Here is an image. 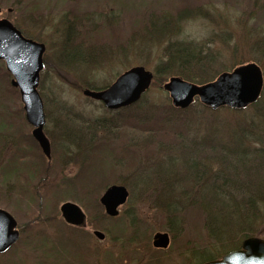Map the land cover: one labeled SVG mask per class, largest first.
<instances>
[{
    "label": "rangeland",
    "instance_id": "374dc122",
    "mask_svg": "<svg viewBox=\"0 0 264 264\" xmlns=\"http://www.w3.org/2000/svg\"><path fill=\"white\" fill-rule=\"evenodd\" d=\"M25 1L0 0V19L9 20L45 47L38 92L45 113L43 132L51 146V157L46 159L50 166V183L45 184L46 190H57L64 185L63 182L67 183L77 176L79 171L81 147L73 144L74 137L66 134L62 137L59 132L63 124H75L73 130L81 127L76 121L67 120L64 110L70 108L80 111L88 120H104L105 123L106 119H115L117 116V110H109L100 100L85 97L83 90L90 85L108 87L121 73L139 65L150 71L153 78L149 88L142 94V101L133 103L128 106L131 107L128 111L121 112L128 120L131 118L129 126L110 130L91 129L94 141L103 140L114 145L117 153L122 151L120 146L128 149L136 147L134 150L139 157L138 163L125 157L114 163L126 169L116 172L108 186L121 184L128 190V199L119 207L116 216L119 220L116 222L109 218L93 223L92 217L86 213V201L82 198L63 193L60 200L56 201L48 193H39L42 178L29 177L25 166L28 160L16 161L17 157L11 155L15 147L9 144L13 139L7 138V144L0 150V161L10 156L9 166L17 168L14 170L18 173L10 172L7 182L0 180V209L14 217L19 236L9 253L0 257V264H150L153 259L155 264H185L187 257L184 255L189 245L198 249L206 247L217 254L219 244L213 243L209 236L204 213H198L186 203L179 204L182 234L172 238L168 217L158 199L162 196L161 191L156 188L163 185V178L168 183L180 181L178 166L181 163L180 167L184 169L182 159L187 156L204 169L205 175L218 172L220 175L229 173L243 178L241 164H238L241 158H250L249 161L256 163L251 170L264 166V160L260 158L264 156V0H29L36 7L34 15L31 4L27 5ZM188 5L192 8L188 11L183 9ZM72 11L76 12L74 22L68 19ZM156 18L165 20L162 35H152L148 39L144 35L146 39L143 38L141 34L147 23ZM75 32L81 33V36L95 32V53L86 55L88 61L84 64L71 65L72 60L63 56L67 50L77 47ZM169 40L187 41L201 46L208 57L207 71L209 76L214 77L212 80L242 63H256L263 77L258 98L259 110L247 107L245 110L233 111L235 109L220 107L213 111L203 106L198 99L191 104L194 109L187 112L175 110L162 85L169 77L179 75H160L155 69L162 58L164 45ZM4 72L7 71L0 60V130L2 126L6 127L8 133L10 126H7L11 125L17 140L23 135L32 136L30 132L33 127L25 119L19 91L10 84V75L9 84L3 81ZM1 118L5 121L2 122ZM142 127H147L145 130L148 132ZM82 130L85 128L82 127ZM61 142L67 144L62 146ZM143 142L147 143L143 145ZM39 151L41 153L40 147ZM147 154L151 157H147ZM54 155L57 159L53 158ZM169 156H174L176 161L170 163ZM106 158L107 152L101 155V161H96L106 166ZM18 165L23 167L19 169ZM185 165L189 166V163ZM158 166L161 171L153 174L156 178H147L156 183L153 189L142 190L135 184V175L144 171L152 174ZM196 170L200 172L199 168ZM19 172L35 187L37 200L20 196L19 186L13 180ZM160 175L163 181L159 180ZM182 176L187 178L188 172ZM98 178L101 177L94 180ZM104 190L96 195L98 202ZM29 193L32 195L33 192L30 190ZM254 195L258 196L255 198L261 214L251 236L264 239V191L258 189ZM66 201L76 203L86 215V225L79 227L81 233L78 232L77 236L80 237L75 235L72 242L66 238L74 236V229L65 226L68 224L59 210ZM56 212L60 221L53 223H58L57 226L47 223L44 217L54 216ZM119 222L124 233L118 239V227L115 224ZM133 223L136 226H131ZM94 230L103 232L104 238L99 240L93 234ZM137 231L140 235L134 240L127 238ZM157 232L168 234L167 247L158 249L152 245L151 240ZM227 232L230 233L225 242L227 248L239 242L242 244L245 239L240 238V233H236L235 229Z\"/></svg>",
    "mask_w": 264,
    "mask_h": 264
},
{
    "label": "trees",
    "instance_id": "16d2710c",
    "mask_svg": "<svg viewBox=\"0 0 264 264\" xmlns=\"http://www.w3.org/2000/svg\"><path fill=\"white\" fill-rule=\"evenodd\" d=\"M27 2V5L31 4L32 9V15H34V12L36 11L35 5L32 4V2H29V0L25 1ZM191 6H185L183 9L188 11L191 9ZM72 15L68 16V19L70 22L75 21L76 12L72 11ZM37 16V13L35 14ZM165 20H158L156 19H150L147 23L146 28H144L143 33L141 34L144 37V35L148 38L155 36L157 34L162 35L161 30L163 31L165 25ZM16 26V25H15ZM73 26V23L70 24V27ZM17 27V26H16ZM18 28V27H17ZM21 30V29H20ZM82 31V29L80 30ZM137 31V30H136ZM25 36L32 38L35 40V38L25 34L23 30L21 31ZM86 31H84L85 33ZM99 34V30L97 31ZM152 32V33H150ZM95 33V32H94ZM94 33L91 32V34H82L84 36H81V33L75 32V38H78V44L77 47H72L71 51L67 50L64 52L63 56L68 57L69 60H72L70 63L74 65H77L78 63H85L88 61L86 59V55L95 53L93 51L94 43L93 36ZM78 35V36H77ZM77 36V37H76ZM72 38V37H71ZM146 39V38H145ZM95 40V39H94ZM102 41V39H99ZM100 41V42H101ZM70 47V46H69ZM208 57L203 52V48L201 46H195L191 42L187 41H181V40H169L163 48V55L160 59V62H157L156 64V72L160 73V75H172L176 74L181 76L182 79L194 83V84H204L206 82L211 81L214 77L209 76L208 74V67L209 64L207 63ZM9 73L4 72L3 73V81L5 80V83H8L9 79ZM212 77V78H211ZM106 85L102 86H88V89L93 90H100L105 88ZM41 88V86H40ZM12 90V89H11ZM13 91V90H12ZM144 96L135 103L139 104ZM134 104V105H135ZM203 107L202 105H198ZM247 107H253L254 110H259V101L250 104ZM245 108H240L239 110L235 109L233 111H240L245 110ZM128 108L117 110V116L115 119H106V122L104 120L98 121V120H88L85 118V116L82 115V113L79 111H74L70 108H67L64 110L65 112L63 114H66V117H68L67 120L71 121L74 120L78 123L79 127L77 130H73V124L70 126L69 124H63L60 126V132L59 134L62 136L63 134L68 135L69 137H74V143L78 147H81L79 150V171L77 176H75L73 179L68 180L67 183L63 182L64 185L60 186L57 190L56 188H50L46 190L45 184H49L50 180H48L49 174H50V166L48 165L46 156L41 154L39 151V145L36 143V141L32 138L31 135H23L22 137L18 138V140L15 137L16 132L11 130V125H8L9 132L7 133L5 131L6 127L2 126V129L0 130V150L1 148L5 147V144H7V138H12V142L10 141L9 144H12L15 149L11 155L16 156L18 162H21L22 160H28V164H25L26 171L29 175V177H41V184L42 188L39 191V193H48L51 196H54L53 199L56 201L60 200L63 193H68L69 195H73L71 197L78 198V199H84L86 204V213L90 215L91 221L97 222L96 220H105L111 219L113 222L117 221V217H110L107 216L104 212L103 206L97 201L95 198L96 195H98L101 191H103L105 188H107L110 179L114 175H116V172H123L125 171V167L123 166H115L114 163H116V160L120 159L121 157H125L126 159H134L135 163L139 162V157L136 153V150H134L136 147H131L132 149L125 148L123 146H120L121 150L120 153H117L118 150L114 147V145L109 144L106 141L103 140H93L94 132H92L93 129H122L125 128V126H129V122L131 118L128 120L124 115H121V112L128 111ZM174 109V108H173ZM194 109L193 105H190L186 109H178L175 108V110L179 112H187L188 110ZM232 109V108H231ZM19 111H17L18 113ZM20 113H18L19 115ZM72 119V120H71ZM119 119V120H118ZM1 121L4 122L5 119L1 118ZM75 123V122H73ZM82 127L85 128V130H82ZM143 128V127H142ZM146 128H143L144 131L148 132V130H145ZM19 131V130H17ZM75 132V133H74ZM87 132V133H86ZM64 137V136H62ZM150 138V136H149ZM150 140V139H149ZM57 141V140H56ZM66 142H61L62 146ZM147 142H143V145ZM60 144V142H58ZM67 144V143H66ZM53 145V142H52ZM38 150V151H37ZM52 151L55 153L54 148L52 146ZM107 152V165L102 166L100 163H98L96 160L101 161V155L105 154ZM123 154V155H121ZM46 157V158H45ZM147 157H151V155L147 154ZM256 157V156H254ZM54 159H57L56 155L53 157ZM189 156H187L186 159H182V165L184 166L182 169L180 167V164L178 166V169L181 174V176L178 178L180 181H171L168 183L166 178L160 177V181H163V185L161 187H157L156 190L160 189L161 195L158 199H160V203L163 204V208L165 210L166 216L168 217V223H169V232L172 233V238H176L177 234H182L180 232V228L182 227L179 224V221L181 218L180 215V207L179 204L182 202L183 204H187L190 206V208L195 209L198 211V213H204L205 215V226L209 233L210 238H212L213 243L216 244V242L219 244V251L217 254H213L211 250L208 248H200L189 245V247L186 248V256L185 264H200L205 261L214 260L221 256V254H224L230 250L238 249L241 247L240 242L238 244H235L234 246H231V248H227V242L226 238L229 237L230 233L227 231H230L232 229H235L236 233H240V238L244 239L246 237H249L253 234L254 226L256 225L259 217H260V209L258 208V202L255 197H258L254 195L258 189L261 191H264V166L260 168L257 167L254 170L252 169V166H256L255 162L249 161L250 158L246 159H239L241 164L239 165L241 169L243 170V178L235 177L234 175H230L229 173H226V175H220L218 172L215 174H207L205 175L203 173L204 169L202 167L197 166L198 163L193 161L191 158L189 162L188 161ZM262 160H264V156H261ZM9 159L10 156L6 157L4 161H0V180L7 182L9 178V173L14 171V174L16 173L14 169L17 170V168L10 167L9 166ZM47 159V160H46ZM148 159V158H146ZM146 159L144 161H146ZM170 163H174L176 161V158L169 156ZM96 161V163H93ZM119 161V160H118ZM133 161V160H132ZM185 161V162H184ZM185 163H189V166H186ZM264 165V164H263ZM19 169H21L23 166L18 165ZM49 166V169H48ZM157 166V165H156ZM193 166V167H192ZM235 166V165H234ZM187 167V168H186ZM200 170L197 171L196 169ZM136 168V167H134ZM189 168H192L189 170ZM31 169V171H30ZM135 171V169H133ZM161 171V167L158 166V168L153 169L152 174L151 173H145L142 172L138 175H135V184L138 185L139 188L142 190H147L148 188L153 189L154 183L153 181H148V179H155L156 176H153L154 173H159ZM188 172L187 178H183L182 175ZM18 173V172H17ZM16 173V174H17ZM27 175V176H28ZM144 175V176H143ZM146 175V177H145ZM190 175V176H189ZM97 177L96 180H94ZM155 177V178H154ZM148 178V179H147ZM163 178V179H162ZM139 179V180H138ZM188 179V180H187ZM13 180L17 185L19 186V194L23 199L30 198L31 200H37L36 198V189L34 186H32V183H28L26 180V177H24L22 174L15 175ZM26 180V181H25ZM187 180V181H186ZM167 182V183H166ZM131 187V186H129ZM155 189V188H154ZM31 190L32 195L29 193ZM43 190V191H42ZM159 191V192H160ZM217 194H220V199H218ZM245 194H248L246 196H243ZM253 194V195H252ZM259 195V194H258ZM168 196V197H167ZM28 197V198H26ZM80 197V198H79ZM15 200H18L19 198H13ZM29 201L27 202V204ZM89 205L90 208L87 206ZM57 210V208H56ZM58 211V210H57ZM47 223H51L54 225L53 222H58V212L54 213V216H46L44 217ZM119 220V219H118ZM58 224V223H57ZM55 224L54 226H57ZM64 225V223H63ZM117 225V226H116ZM68 228H73L74 236H70V238L67 236L68 241H74L75 235L76 237L80 232V228L68 226L65 225ZM117 228L116 232L117 237H123V229L122 224L120 222L115 224ZM131 226H136V224H132ZM120 227V228H119ZM124 227V225H123ZM79 232V233H78ZM134 234L129 235L127 238L130 240H134L135 237H138L140 234L139 232H132ZM74 239V240H73ZM13 247V246H12ZM227 248V249H226ZM12 249V248H11ZM10 249V250H11ZM9 250V251H10ZM9 251L5 254H8ZM5 254L0 255V257H4ZM150 264H155V259H153Z\"/></svg>",
    "mask_w": 264,
    "mask_h": 264
},
{
    "label": "water",
    "instance_id": "95a60500",
    "mask_svg": "<svg viewBox=\"0 0 264 264\" xmlns=\"http://www.w3.org/2000/svg\"><path fill=\"white\" fill-rule=\"evenodd\" d=\"M44 44L25 37L9 20L0 19V60L12 76L10 84L17 88L23 104L26 121L33 127L30 132L37 141L41 153L50 156V142L43 132L45 113L42 98L38 92L40 72L43 68ZM153 74L142 66L132 67L119 75L113 83L101 90L84 89L83 95L104 104L107 109L116 110L131 106L139 100L149 88ZM263 85L260 67L249 62L231 71L222 72L213 81L198 85L179 76H171L162 85L171 104L176 108H186L195 97L213 111L221 106L245 108L260 95ZM128 199V190L124 185H109L99 198L104 212L111 217L119 214V207ZM61 217L67 224L83 227L86 216L75 203L66 201L60 205ZM14 217L0 209V253L7 250L17 240L19 233ZM93 234L104 238L103 232ZM167 233L153 235L152 245L165 248L169 243ZM200 264H264V239L247 237L241 247L225 253L215 260Z\"/></svg>",
    "mask_w": 264,
    "mask_h": 264
},
{
    "label": "flooded vegetation",
    "instance_id": "af4514ba",
    "mask_svg": "<svg viewBox=\"0 0 264 264\" xmlns=\"http://www.w3.org/2000/svg\"><path fill=\"white\" fill-rule=\"evenodd\" d=\"M11 248L12 246L9 249H7L5 252L0 253V255L7 253Z\"/></svg>",
    "mask_w": 264,
    "mask_h": 264
}]
</instances>
